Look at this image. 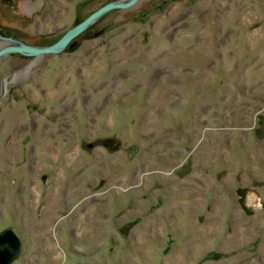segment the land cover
Wrapping results in <instances>:
<instances>
[{
	"label": "rangeland",
	"instance_id": "rangeland-1",
	"mask_svg": "<svg viewBox=\"0 0 264 264\" xmlns=\"http://www.w3.org/2000/svg\"><path fill=\"white\" fill-rule=\"evenodd\" d=\"M10 1L50 46L119 0ZM0 74L13 264H264V0H140Z\"/></svg>",
	"mask_w": 264,
	"mask_h": 264
},
{
	"label": "water",
	"instance_id": "water-1",
	"mask_svg": "<svg viewBox=\"0 0 264 264\" xmlns=\"http://www.w3.org/2000/svg\"><path fill=\"white\" fill-rule=\"evenodd\" d=\"M139 1L140 0H119L106 4L82 22H78L72 29L68 30L58 42L50 46L27 45L11 37L0 35V61L12 54H20L27 57L61 54L72 41L89 29L105 14L117 9L131 8ZM2 92L3 80L0 74V97ZM92 146L93 145L88 144L87 148L90 149ZM21 249L22 242L13 230L8 229L0 232V264H13V262L19 259Z\"/></svg>",
	"mask_w": 264,
	"mask_h": 264
},
{
	"label": "flooded vegetation",
	"instance_id": "flooded-vegetation-1",
	"mask_svg": "<svg viewBox=\"0 0 264 264\" xmlns=\"http://www.w3.org/2000/svg\"><path fill=\"white\" fill-rule=\"evenodd\" d=\"M111 143H112L111 141H108V140H107V141L105 142V144H104V145H105L107 148H111V147L113 146V144H111ZM91 145H93V146H94V144H91ZM93 146H92V148H90V149H92V150H93L94 148H97V146H96V145L94 146V148H93ZM102 146H103V145H102ZM46 178H47V176H44V177H43V180L45 181V180H46Z\"/></svg>",
	"mask_w": 264,
	"mask_h": 264
},
{
	"label": "trees",
	"instance_id": "trees-1",
	"mask_svg": "<svg viewBox=\"0 0 264 264\" xmlns=\"http://www.w3.org/2000/svg\"><path fill=\"white\" fill-rule=\"evenodd\" d=\"M8 1H10V0H5V2H8ZM11 2V1H10Z\"/></svg>",
	"mask_w": 264,
	"mask_h": 264
},
{
	"label": "bare ground",
	"instance_id": "bare-ground-1",
	"mask_svg": "<svg viewBox=\"0 0 264 264\" xmlns=\"http://www.w3.org/2000/svg\"><path fill=\"white\" fill-rule=\"evenodd\" d=\"M14 79V78H13Z\"/></svg>",
	"mask_w": 264,
	"mask_h": 264
}]
</instances>
